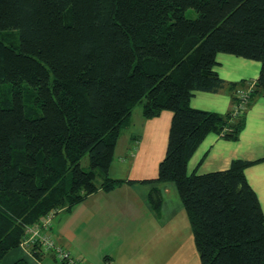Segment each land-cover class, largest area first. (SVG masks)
<instances>
[{"label":"trees","instance_id":"1","mask_svg":"<svg viewBox=\"0 0 264 264\" xmlns=\"http://www.w3.org/2000/svg\"><path fill=\"white\" fill-rule=\"evenodd\" d=\"M13 31L17 43H7L2 36ZM219 53L260 62L250 102L264 92V0H0V264L29 227L121 183L109 169L137 105L146 119L173 113L165 159L149 182L175 183L200 263L264 264V213L244 172L253 162L187 174L209 133L237 140L244 128L243 118L229 123L231 111L190 106L196 91L229 85L235 94L237 85L214 71ZM26 85L35 117L26 113ZM149 199L159 215L160 190ZM31 246L38 256L39 239Z\"/></svg>","mask_w":264,"mask_h":264},{"label":"crops","instance_id":"2","mask_svg":"<svg viewBox=\"0 0 264 264\" xmlns=\"http://www.w3.org/2000/svg\"><path fill=\"white\" fill-rule=\"evenodd\" d=\"M216 61L214 71L227 84L246 88L252 83L256 85L260 77V62L224 53H219ZM233 102L234 93L227 85L216 93L196 91L190 106L225 116L231 111ZM172 118L171 111H163L155 118L146 119L142 105L134 108L128 125L120 132L109 169V177L121 183L110 191L99 189L69 209L67 206L60 209L52 224L57 246L82 264H116L119 249L118 254L122 257L125 249L137 239L141 243L139 248L155 246L162 234L163 239L175 238L176 245L180 246L182 252L178 264H200L191 224L175 183L149 182L157 179L159 166L165 159ZM243 121L244 128L237 140L209 133L188 162L187 174L225 171L235 160L253 162L244 172L264 213V92L252 99ZM153 188L159 189L163 197L159 215L154 212L149 199ZM120 226L128 241L111 239ZM153 230V235L145 234ZM179 236L181 240L177 239ZM32 249L31 245H21L11 250L2 264L17 261L67 264L54 252L36 249L37 256Z\"/></svg>","mask_w":264,"mask_h":264},{"label":"rangeland","instance_id":"3","mask_svg":"<svg viewBox=\"0 0 264 264\" xmlns=\"http://www.w3.org/2000/svg\"><path fill=\"white\" fill-rule=\"evenodd\" d=\"M188 15L190 17H194L195 13L193 11H189ZM13 32H15V33H5L4 36H2V38L7 43H11V42L17 43V40H18L17 34L19 35V32L18 31H13ZM4 85H7V86L11 87L8 84H4ZM10 89H12V88H10ZM28 90L33 91L31 88H29V86L26 85L24 87L25 106H26V109H27L26 113H27V116H29V117H35L37 114L40 115L41 111H40V109L35 107L34 96L31 95V102L29 103V97L30 96L27 95ZM6 92L8 94V97L11 99V105H12V92L11 93L9 91H6ZM1 94H2V100L4 102L3 96L5 94L2 92V89H1ZM139 106L140 105H138V107ZM233 121L234 120H231L229 123L233 124ZM226 130L227 129H224L223 132H226ZM81 164H82V167L85 170L89 169L88 156H85L83 158V160L81 161ZM53 218H52V220H53ZM41 230H42L41 234H42V232L46 233V234L48 233V231L46 229H41ZM48 230H49L48 236L50 234L52 239L54 240V234H53L52 228L50 227ZM154 233H155V231L153 230V232H147L145 234L149 236V235H153ZM160 235H161V237H160L161 240L155 246H145V249L139 248L141 243H140L139 239H137L133 243L132 246H130L129 248L125 249V252H124L122 257H120V255L118 254V252H120V249H119V251L116 253V257H117L116 264H178V260L177 259H178L179 253L182 252V250L181 251L179 250L180 246L176 245L175 238L174 239H169V238L165 237V239H163L164 237H162V236H164V235H162V234H160ZM180 238H181L180 236L177 237L178 240H181ZM106 239L107 238H105L104 240H106ZM111 239L114 240V241L115 240L117 241L119 239H123V240H127L128 241L127 236L122 231V226H120V229H119V231L116 232V234H113L111 236ZM154 240L155 239L152 240L153 244H154ZM29 245H32V244H29ZM123 245L126 246V243H123ZM131 253H137V254L135 256H133V255H131ZM128 259L130 260V262H127ZM121 260H125L126 262H122ZM185 261H188V260H185ZM182 264H184V263H182ZM185 264H190V263L186 262Z\"/></svg>","mask_w":264,"mask_h":264},{"label":"built area","instance_id":"4","mask_svg":"<svg viewBox=\"0 0 264 264\" xmlns=\"http://www.w3.org/2000/svg\"><path fill=\"white\" fill-rule=\"evenodd\" d=\"M255 89V84L252 83L248 87H238L234 96L236 100L233 102V106L231 109V118L232 120H238L243 118L245 113L247 112V109L249 107V103L251 100V95ZM54 215L50 214L47 216L46 220L43 221L41 227L38 225H35L33 227H29L27 229L28 234L30 235L29 239L25 240L22 244L23 245H28V244H33L36 241V238L39 239L41 245H42V250L46 252H54L58 259L61 262L67 263V264H82L79 261L75 260L74 258L71 257L70 253L63 248L59 247L56 245L55 240L52 239L51 235L48 233H43L41 234V229L46 228L48 230L51 226V221Z\"/></svg>","mask_w":264,"mask_h":264}]
</instances>
